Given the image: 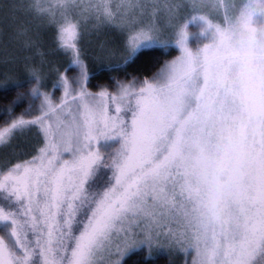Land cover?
I'll return each instance as SVG.
<instances>
[{"label":"snow or ice","instance_id":"6c2138e0","mask_svg":"<svg viewBox=\"0 0 264 264\" xmlns=\"http://www.w3.org/2000/svg\"><path fill=\"white\" fill-rule=\"evenodd\" d=\"M110 3L96 5L108 23L114 16ZM62 15L57 43L75 53L58 74L55 88L63 97L57 102L32 88L21 98L40 115L5 121L0 131L3 142L14 130L39 125L44 138L30 159L0 171V264H95L99 251L120 233L125 252L138 244L151 247L154 229L134 240L125 224L159 225L183 213L189 174L178 145L167 143L155 121L169 94L159 86L165 68L155 82H119L114 93L106 86L89 91V72L77 47L82 21ZM117 27L126 35L125 63L149 44L179 48L182 42L174 27L167 40L151 24ZM110 141L119 147L106 151ZM187 244L195 252L193 264H264V187L236 193L219 225L196 226Z\"/></svg>","mask_w":264,"mask_h":264},{"label":"rangeland","instance_id":"374dc122","mask_svg":"<svg viewBox=\"0 0 264 264\" xmlns=\"http://www.w3.org/2000/svg\"><path fill=\"white\" fill-rule=\"evenodd\" d=\"M33 1L36 6H28ZM97 3L98 0H0V16L17 11L35 17L37 24L45 19L49 25L61 21L64 13L80 19L77 47L85 65L80 45L84 48L91 35L102 36L106 29L125 37L122 52L112 56L129 55L126 35L118 24L137 29L151 24L158 30L156 34L166 40L171 35L169 29H177L182 42L176 56L168 59L152 77L132 76L119 82H155L165 68L159 86L169 94L156 112L155 121L163 126L167 143L178 145L184 170L189 174L183 213L181 217L166 218L159 225L134 220L124 227L134 240L142 239L146 230L154 229L152 246L175 248L174 254H184L185 264H193L195 252L187 244L191 230L202 224L218 226L236 193L255 194L264 187V121L258 114L264 108V0H111L114 13L111 23L99 14ZM7 18L0 19L7 23L10 21ZM68 51L74 59L75 53ZM36 76L39 84L34 82L22 89L16 103L6 110L0 131L7 126L5 121L11 123L19 116L34 119L40 115L21 98L28 96L32 88L39 87L40 92L48 93L57 102L63 97L62 89L41 86L43 75L37 72ZM119 82L101 87L106 86L114 93ZM87 88L91 92L99 90L89 85V78ZM16 107L21 110L18 112ZM35 107H39V100ZM123 118L130 122L129 117ZM29 131L24 127L17 133ZM116 147L119 145L110 141L106 151H114ZM176 222L184 228L179 229ZM122 236L123 233L114 236L107 248L99 251L95 264H123L128 254L149 247L138 244L125 252L121 247Z\"/></svg>","mask_w":264,"mask_h":264},{"label":"trees","instance_id":"16d2710c","mask_svg":"<svg viewBox=\"0 0 264 264\" xmlns=\"http://www.w3.org/2000/svg\"><path fill=\"white\" fill-rule=\"evenodd\" d=\"M28 6L35 7L36 3L33 1ZM28 6L25 5V7ZM6 17L10 21L3 23L1 19ZM0 18L1 126L6 119V110L12 106L25 87L37 82V72L43 75L42 86L48 88L54 86L55 88L58 74L69 67L73 56L71 57L69 51L61 49L57 43V22L49 25L44 19L43 23L37 24L38 21L35 17L22 15L17 11L15 13L5 12ZM96 37L91 35L89 42L87 39L83 44L84 48L80 45V54L85 60L89 72V85L94 90L99 89L101 85L115 84L120 79L132 76L152 77L168 59L176 56L179 51V48L172 45L160 47L150 44L138 51L130 62L125 63L129 55L126 58L118 55V57L112 56V54L122 52L125 39L123 35L112 33L106 29L102 36ZM23 44L32 48V51L25 50ZM16 108L18 112L21 110L20 107ZM26 127L30 130L29 132L19 135L18 130H14L13 133L5 137L3 142H0V171L25 159H30L43 146L44 138L39 125ZM192 212H195L194 209ZM177 227L184 228L183 224L180 226L178 223ZM3 234L2 227L0 235ZM154 243L152 242L151 247H143L128 254L123 264H185L184 254H174L173 250L177 249L157 248L152 246ZM177 244H181V242ZM189 258L190 256L187 258V262ZM101 261L99 260V263Z\"/></svg>","mask_w":264,"mask_h":264},{"label":"crops","instance_id":"0c3cea01","mask_svg":"<svg viewBox=\"0 0 264 264\" xmlns=\"http://www.w3.org/2000/svg\"><path fill=\"white\" fill-rule=\"evenodd\" d=\"M261 104L259 105V109L261 108ZM263 108V107H262ZM262 108L259 110L258 114L262 116L263 121H264V108H263V112H262Z\"/></svg>","mask_w":264,"mask_h":264}]
</instances>
